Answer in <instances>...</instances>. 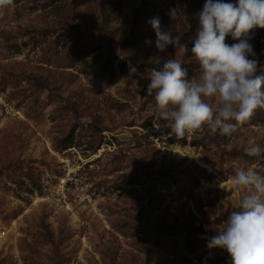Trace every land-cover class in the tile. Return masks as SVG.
<instances>
[{
	"label": "rangeland",
	"instance_id": "1",
	"mask_svg": "<svg viewBox=\"0 0 264 264\" xmlns=\"http://www.w3.org/2000/svg\"><path fill=\"white\" fill-rule=\"evenodd\" d=\"M160 1L185 54L155 47L149 0L0 10V264H232L207 245L240 210L236 169L264 175V153L245 152L250 137L264 148V109L232 136L171 134L149 77L174 58L198 78L206 0ZM253 59L264 68V47Z\"/></svg>",
	"mask_w": 264,
	"mask_h": 264
},
{
	"label": "clouds",
	"instance_id": "2",
	"mask_svg": "<svg viewBox=\"0 0 264 264\" xmlns=\"http://www.w3.org/2000/svg\"><path fill=\"white\" fill-rule=\"evenodd\" d=\"M13 4L14 0H0V10ZM169 15L175 19L177 11L172 9ZM195 15L199 27L191 53L199 65L198 78L189 79L179 60L168 59L160 70H151L147 94L155 93L153 111L169 122L171 134L177 138L204 126L212 134L232 136L257 109H264V68L258 67L256 59H249L255 56L250 33L264 28V0H238L236 4L206 0ZM148 22L159 51L169 45L183 54L189 50L181 42L182 35L161 27L159 17ZM228 36L239 42L227 44ZM245 152L259 158L264 148L250 137ZM232 183L242 191L240 210L229 215L225 227L207 246L226 250L232 264H264V175L241 167Z\"/></svg>",
	"mask_w": 264,
	"mask_h": 264
},
{
	"label": "trees",
	"instance_id": "3",
	"mask_svg": "<svg viewBox=\"0 0 264 264\" xmlns=\"http://www.w3.org/2000/svg\"><path fill=\"white\" fill-rule=\"evenodd\" d=\"M146 11L148 19L153 17H161L166 13L165 4L160 0H149L147 6H143ZM250 33L249 43L253 45V51L259 53L261 48L264 47V28H257ZM225 42L229 45L238 43V40H234L231 36L226 37ZM249 59H253V56H249Z\"/></svg>",
	"mask_w": 264,
	"mask_h": 264
},
{
	"label": "built area",
	"instance_id": "4",
	"mask_svg": "<svg viewBox=\"0 0 264 264\" xmlns=\"http://www.w3.org/2000/svg\"><path fill=\"white\" fill-rule=\"evenodd\" d=\"M215 180H216V181H219V179H218V178H216Z\"/></svg>",
	"mask_w": 264,
	"mask_h": 264
}]
</instances>
